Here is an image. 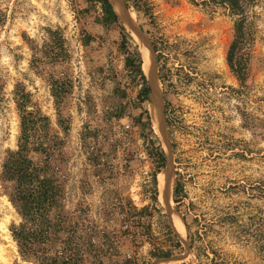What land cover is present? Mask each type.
I'll list each match as a JSON object with an SVG mask.
<instances>
[{"label":"rangeland","instance_id":"374dc122","mask_svg":"<svg viewBox=\"0 0 264 264\" xmlns=\"http://www.w3.org/2000/svg\"><path fill=\"white\" fill-rule=\"evenodd\" d=\"M125 1L128 5L131 2ZM147 1L151 16H139L129 7L152 45L155 41L159 47L156 51L153 45L172 151L171 200L185 225L168 212L160 198L159 179L167 164L159 169L151 142L134 121L147 108L167 151L154 125L151 99L138 104L143 82L128 75L120 30L98 21L103 15L100 5L86 20L81 15L77 19V9L85 0H0V168L7 150L18 148L22 110L17 103V85L30 95L26 113L27 106H32L34 113L50 117L52 131H60L50 86L32 69V51L24 39L26 34L42 44L48 36L47 27L60 26L73 70V87L65 107L71 115L73 148L67 206L73 209L84 200L92 217L100 219L103 186L81 141L89 124L97 129L96 141L118 173L120 190L138 208L149 206V230L141 243L131 247L136 263L149 264L159 257L154 253L163 250L183 253L186 247L178 231H186L190 253L175 264H264V139L244 120L249 112L264 119V0L247 3L251 64L249 79L243 83L226 59L235 22L227 6L210 0ZM88 35L93 42L85 46L83 40ZM161 64L166 67L167 85L160 79ZM102 65L114 67V75L133 105L132 116L115 120L106 129L101 116L106 105L116 99L111 94L114 81L100 80L98 69ZM88 102L92 114L88 113ZM176 180L183 185L178 202L173 195ZM173 217L179 219L181 228ZM20 221L0 183V264H35L23 259L12 235L11 225ZM175 235L182 243L180 253L172 240Z\"/></svg>","mask_w":264,"mask_h":264},{"label":"trees","instance_id":"16d2710c","mask_svg":"<svg viewBox=\"0 0 264 264\" xmlns=\"http://www.w3.org/2000/svg\"><path fill=\"white\" fill-rule=\"evenodd\" d=\"M209 2L227 6L235 17L234 34L226 59L231 71L243 83L249 79L251 64L245 18L248 0ZM85 3L77 9V19L81 15L86 20L100 5L103 15L98 21L105 27L120 30V48L125 54V69L132 79L142 80L143 87L137 101L144 105L150 101L151 87L142 68L143 60L138 46L131 42L127 28L109 0H85ZM130 5L139 16L152 15L147 0H131ZM47 35L42 44L26 34L24 39L32 51V69L50 86L60 131H52L48 115L26 113L25 106L30 101V95L20 88V84L17 85V103L22 110L18 148L7 150L0 168L3 190L21 216L19 223L11 225L12 235L23 259L35 264H138L130 252L132 246L143 241L149 230V206L138 208L120 190L117 185L118 173L106 157L104 147L96 141L99 136L97 129L89 124L85 125L81 133V141L88 162L103 186L100 219L92 217L90 205L84 200H79L73 209L67 206L66 191L73 148L71 115L65 112V107L73 87L72 55L60 26L47 27ZM92 40V35H88L83 44L89 46ZM153 45L159 51L155 41ZM161 56L159 52V63ZM98 72L103 83L108 79L114 81L111 94L116 101L106 105L101 116L106 129L115 120L121 122L125 117L132 116L133 105L129 103L126 91L115 77L112 65H102ZM159 74L161 81L167 85L166 67L162 64ZM91 75L96 78L93 70ZM91 106L88 102L89 114H92ZM244 120L251 131L259 132L264 139V119L249 112L244 115ZM134 121L142 127L145 138L151 142L152 153L159 158V169L165 167L166 152L154 131L149 110L145 108ZM182 192L183 185L176 180L173 188L175 201L181 200ZM154 198L157 202L156 194ZM172 240L180 253L183 250L181 241L176 235ZM154 254L167 256L173 254V251L163 250Z\"/></svg>","mask_w":264,"mask_h":264},{"label":"water","instance_id":"95a60500","mask_svg":"<svg viewBox=\"0 0 264 264\" xmlns=\"http://www.w3.org/2000/svg\"><path fill=\"white\" fill-rule=\"evenodd\" d=\"M119 16L122 23L125 25L127 30L131 33L132 38L137 42L139 51L142 56V68L144 71V74L146 76V79L148 80V83L151 87V93H150V99H151V111L153 112L154 109H156L157 116L160 123V137L166 147L167 152V166L164 171H162L159 179V191L160 195L162 194V202L165 205L166 209L171 215L179 217L181 219V222L184 223V218L178 213L177 208L173 205V201L171 200V195L167 192V189L164 185L161 183V176H163L167 173L169 169H172V151H171V144L169 140V132H168V125L167 120L165 117V110L164 105L162 103L161 93L157 86V74H156V59L154 56V50L153 45L148 38L144 28L142 25L138 22L137 17L134 15L133 11L129 7V5L126 3L125 0H109ZM148 64V69H145V65ZM32 106H27L28 114H34L32 111ZM179 236L182 238L184 244H185V251L180 254H170L167 256H159L153 259L149 264H175L178 262H181L185 260L189 253H190V247H189V241H188V235L186 231L183 233L179 232Z\"/></svg>","mask_w":264,"mask_h":264},{"label":"bare ground","instance_id":"6f19581e","mask_svg":"<svg viewBox=\"0 0 264 264\" xmlns=\"http://www.w3.org/2000/svg\"><path fill=\"white\" fill-rule=\"evenodd\" d=\"M145 69L146 70L148 69V64L145 65ZM153 115H154V122H155L154 125L156 127V130L160 131V123H159V119H158V116H157L156 109L153 110ZM171 172H172V170H168L167 173L164 176H163V174L161 176V183H162V185L165 186V188L167 189V192L169 193V195H171V193H172V176H171ZM160 197L162 198V194L160 195ZM174 223L178 227H180L179 219L174 218Z\"/></svg>","mask_w":264,"mask_h":264}]
</instances>
